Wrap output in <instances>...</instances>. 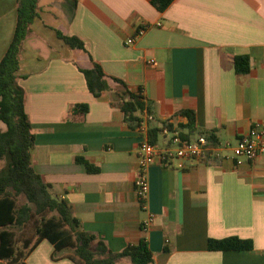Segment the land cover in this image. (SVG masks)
<instances>
[{"label": "crops", "instance_id": "crops-1", "mask_svg": "<svg viewBox=\"0 0 264 264\" xmlns=\"http://www.w3.org/2000/svg\"><path fill=\"white\" fill-rule=\"evenodd\" d=\"M39 6L18 84L35 135L32 163L53 195L112 252L145 239L153 264H264V156L237 166L225 148L226 158L175 159L172 166L156 160L143 208L134 188L142 137L124 119L120 87L94 97L79 68L88 59L56 33L78 36L108 75L141 88L153 126L168 119L188 133L180 111L193 109L189 138L204 134L210 145H236L264 125V0H174L164 11L151 0H40ZM16 24L17 0H0V61ZM145 24L151 25L146 33L127 44ZM237 55L250 56L248 73L236 72ZM83 102L90 105L85 119L72 120L73 105ZM5 166L0 159V169ZM149 215L154 220L144 231ZM231 236L252 240L253 248L209 249L210 238ZM54 253L43 239L25 261L76 264Z\"/></svg>", "mask_w": 264, "mask_h": 264}, {"label": "trees", "instance_id": "trees-1", "mask_svg": "<svg viewBox=\"0 0 264 264\" xmlns=\"http://www.w3.org/2000/svg\"><path fill=\"white\" fill-rule=\"evenodd\" d=\"M173 1L151 0V3L164 11ZM39 2L17 0L16 30L0 61V122L3 124L0 127V159L6 161L5 168L0 169V264H27L26 258L43 239L54 245V258L65 255L76 264H116L123 258H129L133 264H153L155 256L145 239L128 245L120 252H112L104 241L84 230L72 206L53 195L51 184L33 166L35 135L26 111L25 92L18 84V78L23 44L39 15ZM56 33L88 59L86 64H79V68L94 97L102 96L113 84L119 86L122 98L119 106L124 119L132 127H136L145 111L151 112L143 90H132L122 79L108 75L93 59L81 38L62 30H56ZM234 65L237 73L246 74L251 69V58L249 55H237ZM89 109L86 102L76 103L70 111V118L84 120ZM180 114L188 118L185 124L188 133L182 134L189 138L195 129V111L184 109ZM162 126L151 128L152 143L159 142ZM79 160L89 170H94L86 160ZM208 247L210 250H244L252 249L253 242L237 236L210 238Z\"/></svg>", "mask_w": 264, "mask_h": 264}, {"label": "built area", "instance_id": "built-area-1", "mask_svg": "<svg viewBox=\"0 0 264 264\" xmlns=\"http://www.w3.org/2000/svg\"><path fill=\"white\" fill-rule=\"evenodd\" d=\"M160 25V24H158ZM150 24L139 26L133 35L126 39L127 44H134L150 28ZM156 117L152 112L145 111L136 125L141 134V142L138 146V173L134 180V188L143 208L147 207V198L150 191L148 170L150 165L159 160L164 166H172V161L181 159L184 161H201L208 156L226 158L223 150L230 148V158L237 166L252 162L260 156H264V125L257 123L245 135L238 138L236 145L226 142L224 145H210L206 135L199 134L195 138L184 137L178 125L171 120L163 122L160 132L161 142L152 143L150 130ZM154 220L153 215L143 223V230L147 231Z\"/></svg>", "mask_w": 264, "mask_h": 264}]
</instances>
